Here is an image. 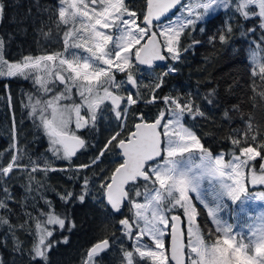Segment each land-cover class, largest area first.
Masks as SVG:
<instances>
[{"label": "snow or ice", "instance_id": "1", "mask_svg": "<svg viewBox=\"0 0 264 264\" xmlns=\"http://www.w3.org/2000/svg\"><path fill=\"white\" fill-rule=\"evenodd\" d=\"M35 7L37 35L58 48L10 61L0 36V78L31 81L20 103L48 145L34 155L22 143L8 91L0 98L12 116L8 146L0 149V248L12 253L10 264H51V251L69 242L55 233L77 227L67 207L89 197L106 222L79 264H105L109 254L115 264H264V208L246 207L264 202V190L249 187L264 186V0H54L44 6L36 0ZM5 10L0 0V23ZM216 16L222 21L207 42L228 45L237 34L246 39V77L202 96L161 94L185 54L203 43L195 33L205 34L202 25ZM157 62H168L166 70L157 73ZM142 66L150 70L147 83ZM237 91L238 102L224 108L222 119L231 122L237 113L243 128L230 129L231 148L213 154L189 121L210 119L204 105L215 108L222 93ZM141 103L156 111H140ZM102 122L108 135L97 154L76 164L95 147L85 131L98 133ZM105 157L108 166L99 167ZM55 172L73 187H52ZM21 178L25 195L18 199L13 183ZM20 232L31 237L30 246ZM0 264H9L2 253Z\"/></svg>", "mask_w": 264, "mask_h": 264}, {"label": "trees", "instance_id": "2", "mask_svg": "<svg viewBox=\"0 0 264 264\" xmlns=\"http://www.w3.org/2000/svg\"><path fill=\"white\" fill-rule=\"evenodd\" d=\"M4 3L6 10L3 22L0 23V36H3L7 41L6 56L9 60H16L20 58L21 54L27 55L29 52L38 54L43 48L52 50L59 47L54 41L43 40L35 31L39 19L37 8L35 7L36 0H4ZM53 3L54 0H39V4L42 6L52 5ZM30 8L32 14L29 16L28 10ZM222 18V16H216L210 19L206 25H202L206 27L205 34H200L198 31L195 33L196 38L202 40L203 43L197 45L193 51L185 54L183 62L177 65L179 72L166 78V84L161 94L172 91L175 95L176 91L179 90L181 93L199 92L202 96L209 88L217 84L223 85L225 81L230 82L233 78L246 77V48L248 46L246 39L239 37L237 34L236 38L228 45L221 46L219 43L212 45L207 42V37L220 25ZM34 20H37V24L33 23ZM167 66L168 62L158 63L155 71L157 73L164 71ZM149 71L147 68H143V80L145 83L150 79ZM5 85H7V89ZM31 87V81L17 78H0V98L5 97L8 91L11 92L14 101L15 119L23 133L22 143L26 144L29 151L35 155L44 152L48 145L43 135L27 119L26 110L22 108L20 103L22 94L30 90ZM239 95V91L230 96H225L222 93L217 107L213 108L206 104L204 105L210 119L189 121L190 124H194V130L202 137V143L213 154L227 151L231 148L227 139L230 129L243 128V123L237 113H232L233 120L231 122L222 119L224 108H230L232 104L237 103ZM139 110L148 113L156 111L155 108L145 106L142 103L139 105ZM257 118L261 119V116L258 114ZM11 120L12 116L7 106V101L0 99V149L8 146ZM21 121L23 122L20 123ZM107 129L108 124L102 122L98 133L89 134L85 131V136L95 147H90L87 151L80 154L79 159L74 161L76 164L88 162L92 156L97 154V149L108 135ZM35 137H39V139L33 143ZM108 162L109 158L105 157L104 162L99 167L108 166ZM65 163L62 161L56 162L57 166L60 167H63ZM92 171L98 172L99 168L90 170L88 175H91ZM21 183H23L22 178L13 183V190L18 199L25 195L24 189L20 186ZM48 183L58 191L73 187V182L69 181L65 174L61 172L51 173ZM75 187L78 190L79 184H75ZM253 188L264 190V186L259 185ZM253 188L250 187V189ZM47 195L55 202L56 209L62 211L61 202L55 192H48ZM39 206L43 207L42 202ZM13 207L17 213L20 212L17 205L14 204ZM67 210L77 227L71 233H61L59 231L55 233V239L59 240L61 236L66 235L69 237V242L67 244H59L51 251V264H79L81 251L87 248L101 234V229L106 222L104 212L98 205L93 203L90 197L86 204L69 206ZM203 220L209 225L206 216H203ZM21 221H23V217H21ZM12 222H16L15 217L12 218ZM18 235L25 241L26 246L31 245L30 236L23 232L18 233ZM0 253L3 254L4 259L10 264L12 260L10 250L0 248ZM116 259L117 257L109 254V256L105 257V264H115Z\"/></svg>", "mask_w": 264, "mask_h": 264}, {"label": "rangeland", "instance_id": "3", "mask_svg": "<svg viewBox=\"0 0 264 264\" xmlns=\"http://www.w3.org/2000/svg\"><path fill=\"white\" fill-rule=\"evenodd\" d=\"M216 154H217V153H216ZM250 187L253 188V187H258V186H250ZM251 190L258 192V191H262L263 189H260V188H253V189H251ZM193 195H194V194H193ZM229 205H230V208L238 207V206L231 205V202H230V201H229ZM250 205H251V202H250ZM246 207H249V211H258V210L264 208V202H256L255 205H253V206L246 205ZM226 219H228V220H229L230 222H232V223H236V222H237V221H236L231 215H226ZM200 221H201V223H202L205 227H207V228H211V227H213V226L210 224V222H209V225L206 224V222H204V220H203V216L200 217ZM208 221H209V220H208Z\"/></svg>", "mask_w": 264, "mask_h": 264}, {"label": "flooded vegetation", "instance_id": "4", "mask_svg": "<svg viewBox=\"0 0 264 264\" xmlns=\"http://www.w3.org/2000/svg\"><path fill=\"white\" fill-rule=\"evenodd\" d=\"M19 59V58H18ZM17 60V59H16ZM11 61V60H10ZM158 64V63H157Z\"/></svg>", "mask_w": 264, "mask_h": 264}, {"label": "water", "instance_id": "5", "mask_svg": "<svg viewBox=\"0 0 264 264\" xmlns=\"http://www.w3.org/2000/svg\"><path fill=\"white\" fill-rule=\"evenodd\" d=\"M157 63H160V62H157Z\"/></svg>", "mask_w": 264, "mask_h": 264}]
</instances>
